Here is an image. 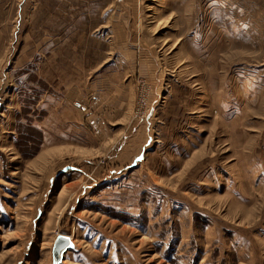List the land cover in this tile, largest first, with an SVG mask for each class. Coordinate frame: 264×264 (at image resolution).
<instances>
[{
    "label": "rangeland",
    "instance_id": "obj_1",
    "mask_svg": "<svg viewBox=\"0 0 264 264\" xmlns=\"http://www.w3.org/2000/svg\"><path fill=\"white\" fill-rule=\"evenodd\" d=\"M0 264H264V0H0Z\"/></svg>",
    "mask_w": 264,
    "mask_h": 264
},
{
    "label": "water",
    "instance_id": "obj_2",
    "mask_svg": "<svg viewBox=\"0 0 264 264\" xmlns=\"http://www.w3.org/2000/svg\"><path fill=\"white\" fill-rule=\"evenodd\" d=\"M71 244L72 242L67 234H60L58 236L54 247V255L56 261H59L58 259L62 256L63 252L71 246Z\"/></svg>",
    "mask_w": 264,
    "mask_h": 264
},
{
    "label": "crops",
    "instance_id": "obj_3",
    "mask_svg": "<svg viewBox=\"0 0 264 264\" xmlns=\"http://www.w3.org/2000/svg\"><path fill=\"white\" fill-rule=\"evenodd\" d=\"M82 105V104H81ZM82 108H84V105L83 106H81ZM86 109V108H85ZM149 119H147V121H148ZM146 121V129H149V124H148V122ZM147 137V138H146ZM150 137H152L151 136V134H149V133H147V135L145 136V139H146V142H144V144H143V146H142V148H141V150H139L137 153L138 154H135V156H134V158H133V161H135V160H137L136 158L138 157V159L140 160L142 157H143V151H144V149L146 148V146H148L150 143H151V139H150ZM148 144V145H147Z\"/></svg>",
    "mask_w": 264,
    "mask_h": 264
},
{
    "label": "bare ground",
    "instance_id": "obj_4",
    "mask_svg": "<svg viewBox=\"0 0 264 264\" xmlns=\"http://www.w3.org/2000/svg\"><path fill=\"white\" fill-rule=\"evenodd\" d=\"M67 236H69V235H67ZM70 238H71V236H69Z\"/></svg>",
    "mask_w": 264,
    "mask_h": 264
}]
</instances>
